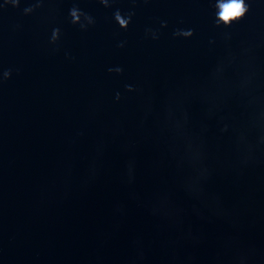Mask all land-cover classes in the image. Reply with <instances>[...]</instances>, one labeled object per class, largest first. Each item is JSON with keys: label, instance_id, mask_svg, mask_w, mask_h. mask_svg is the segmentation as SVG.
Returning a JSON list of instances; mask_svg holds the SVG:
<instances>
[{"label": "water", "instance_id": "water-1", "mask_svg": "<svg viewBox=\"0 0 264 264\" xmlns=\"http://www.w3.org/2000/svg\"><path fill=\"white\" fill-rule=\"evenodd\" d=\"M30 2L0 10V66L19 70L0 86V264H216L233 243L254 248L257 264H264V170L240 176L223 165L227 136L209 121L208 157L216 172L207 189L221 204L216 211L200 206L197 215L178 186L161 119L168 89L186 78L202 80L221 52L210 51L212 0L139 3L127 30L112 13L127 11L130 0L112 8L98 0H47L24 15ZM74 4L96 18L87 31L69 22ZM254 7L256 14L233 28L241 39L259 41L264 62V0ZM161 20L168 28L160 39H146L145 28ZM178 26L195 35L173 39ZM115 66L122 75L107 71ZM126 83L143 86L144 96L115 102ZM191 111L199 131V105ZM129 155L137 161L136 192L145 202L169 194L183 209L179 216L155 218L130 199L123 179Z\"/></svg>", "mask_w": 264, "mask_h": 264}, {"label": "clouds", "instance_id": "clouds-1", "mask_svg": "<svg viewBox=\"0 0 264 264\" xmlns=\"http://www.w3.org/2000/svg\"><path fill=\"white\" fill-rule=\"evenodd\" d=\"M47 0H31L23 8L24 15H31L44 7ZM116 0H98L105 8H112ZM151 0H130L127 11L116 8L112 19L121 29L127 30L136 15L139 3L148 4ZM21 0H3L0 10L8 5L20 7ZM259 0H212L214 9L212 15L213 37L209 40L210 51L220 48L209 66L205 77L200 81H185L168 89L161 105V119L164 129L169 133L168 152L178 174V186L185 196L193 201V213L200 215L201 207L211 211L219 209L221 198L210 194L207 186L213 179L216 169L209 163L206 136L208 122L214 121L221 137L227 136L229 156L221 163L237 175H245L264 170V62L261 61V44L256 39H241V31L234 29V24H240L251 13L256 14L254 6ZM69 22L78 26L81 31H87L96 24V18L82 10L78 4L69 9ZM183 24V20L179 22ZM249 31L254 28L249 24ZM19 28V25L16 26ZM168 28L166 20L159 21V27L147 26L144 30L146 39L159 40L162 30ZM173 39H191L195 30L191 27H176L172 33ZM61 36L60 28H53L49 43L55 45ZM124 41L117 47L123 48ZM66 58L74 59L69 53ZM13 68L0 66V86L12 78ZM109 73L123 74V67L115 66L107 69ZM145 89L135 84H124L122 90L114 93V101L120 102L129 95L143 97ZM200 108L199 131L192 127V106ZM151 105L145 106V117L151 112ZM128 149H126L127 151ZM97 169L93 165L91 177L94 178ZM137 175V161L129 155L125 161L123 179L129 186L131 200L146 207L155 218L173 219L179 216L183 209L175 208L169 194L156 200L145 202L136 192L134 185ZM124 206L118 205L117 211L123 213ZM188 239L194 243L191 233ZM137 247L141 240L134 241ZM143 257V252L140 253ZM216 264H257L255 250L247 249L233 243L231 251L216 258Z\"/></svg>", "mask_w": 264, "mask_h": 264}]
</instances>
